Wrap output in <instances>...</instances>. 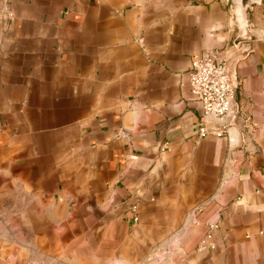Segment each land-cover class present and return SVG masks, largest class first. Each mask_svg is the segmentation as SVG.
Masks as SVG:
<instances>
[{"label":"crops","instance_id":"obj_1","mask_svg":"<svg viewBox=\"0 0 264 264\" xmlns=\"http://www.w3.org/2000/svg\"><path fill=\"white\" fill-rule=\"evenodd\" d=\"M232 19L230 0H0V264H264V0L248 39ZM243 43L235 123L199 138L190 62Z\"/></svg>","mask_w":264,"mask_h":264},{"label":"built area","instance_id":"obj_2","mask_svg":"<svg viewBox=\"0 0 264 264\" xmlns=\"http://www.w3.org/2000/svg\"><path fill=\"white\" fill-rule=\"evenodd\" d=\"M230 55L227 51L213 50L190 62V91L201 110L197 128L199 138L208 135L224 136L238 116L234 104L236 86L233 84L228 65ZM132 208L136 210V206ZM216 227L215 223L208 225L203 243L210 238V232Z\"/></svg>","mask_w":264,"mask_h":264},{"label":"water","instance_id":"obj_3","mask_svg":"<svg viewBox=\"0 0 264 264\" xmlns=\"http://www.w3.org/2000/svg\"><path fill=\"white\" fill-rule=\"evenodd\" d=\"M231 2V13L233 16L232 25L237 29V38L242 40L248 39L247 29L251 27V23L247 19V11L251 9L253 3L259 2V0H230ZM247 43L240 44L237 47L234 54L230 55L229 58V69L233 84L236 86V78L234 75L235 65L239 58H241L242 52L245 50Z\"/></svg>","mask_w":264,"mask_h":264}]
</instances>
